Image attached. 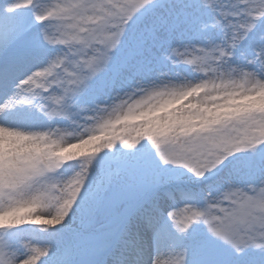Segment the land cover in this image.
Segmentation results:
<instances>
[{"label":"snow or ice","instance_id":"snow-or-ice-1","mask_svg":"<svg viewBox=\"0 0 264 264\" xmlns=\"http://www.w3.org/2000/svg\"><path fill=\"white\" fill-rule=\"evenodd\" d=\"M0 264H264V0H0Z\"/></svg>","mask_w":264,"mask_h":264},{"label":"rangeland","instance_id":"rangeland-1","mask_svg":"<svg viewBox=\"0 0 264 264\" xmlns=\"http://www.w3.org/2000/svg\"><path fill=\"white\" fill-rule=\"evenodd\" d=\"M175 73H179L180 74V78H184V77H187L188 79H195V78H197V74L184 72L182 70V67L181 68H174V69H172V73L170 74V76H174ZM165 78H169V77H165ZM204 190H206V186H205V189ZM204 190H202V191H204ZM122 211H123V205H121L119 208H117L115 210L114 214L115 215H118ZM100 222H104V224H107V221L103 217H101Z\"/></svg>","mask_w":264,"mask_h":264},{"label":"clouds","instance_id":"clouds-1","mask_svg":"<svg viewBox=\"0 0 264 264\" xmlns=\"http://www.w3.org/2000/svg\"><path fill=\"white\" fill-rule=\"evenodd\" d=\"M207 99V97L206 96H202V97H200V100L203 102V101H205Z\"/></svg>","mask_w":264,"mask_h":264}]
</instances>
